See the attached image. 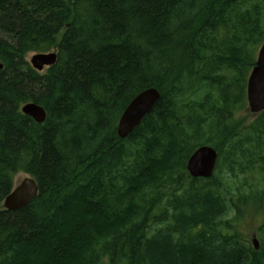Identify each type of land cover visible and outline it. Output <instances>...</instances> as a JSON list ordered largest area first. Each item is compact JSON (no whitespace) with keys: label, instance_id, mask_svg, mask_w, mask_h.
Returning a JSON list of instances; mask_svg holds the SVG:
<instances>
[{"label":"trees","instance_id":"16d2710c","mask_svg":"<svg viewBox=\"0 0 264 264\" xmlns=\"http://www.w3.org/2000/svg\"><path fill=\"white\" fill-rule=\"evenodd\" d=\"M263 41L264 0H0V264H264V111L235 118ZM202 146L217 163L193 179ZM18 173L38 194L6 211Z\"/></svg>","mask_w":264,"mask_h":264},{"label":"water","instance_id":"95a60500","mask_svg":"<svg viewBox=\"0 0 264 264\" xmlns=\"http://www.w3.org/2000/svg\"><path fill=\"white\" fill-rule=\"evenodd\" d=\"M56 53L35 54L30 59L33 70L42 73L46 68L56 63ZM2 66L0 65V70ZM160 98L159 92L150 88L136 96L125 108L119 121L117 134L120 138L127 137L143 118L153 109ZM247 110L251 115L256 116L264 111V41L261 44L254 67L249 73L246 86ZM21 112L37 123L45 120L46 114L42 107L27 103L21 108ZM217 152L210 146L198 148L188 159L186 169L193 179H209L212 177L217 163ZM38 188L35 181L25 178L18 186L14 187L11 193L3 201V208L6 211H16L25 207L30 200L37 196ZM255 249L259 248L256 239H253Z\"/></svg>","mask_w":264,"mask_h":264},{"label":"rangeland","instance_id":"374dc122","mask_svg":"<svg viewBox=\"0 0 264 264\" xmlns=\"http://www.w3.org/2000/svg\"><path fill=\"white\" fill-rule=\"evenodd\" d=\"M257 53H258V51H257ZM257 53H256V57H257ZM32 55H33V53H29V54L26 55V61L28 63L30 62V59H31ZM256 57H255V60H256ZM29 66L31 67L30 64H29ZM45 71H46V69L42 73H44ZM245 103H246V100H245ZM235 118L238 119V120H244V122L247 123V122L252 121L255 117L253 115H251V113L248 112L247 103H246L245 108H243L242 110L238 111V113L236 114ZM29 177L30 176L25 174V173L16 174L14 176V179H13V188L18 186L25 178H29ZM245 220L246 221L242 225L245 226V227L248 225L247 228H249V231H251V232L254 231V229L256 228L257 222L255 221L253 216L252 217L248 216L247 219H245Z\"/></svg>","mask_w":264,"mask_h":264},{"label":"bare ground","instance_id":"6f19581e","mask_svg":"<svg viewBox=\"0 0 264 264\" xmlns=\"http://www.w3.org/2000/svg\"><path fill=\"white\" fill-rule=\"evenodd\" d=\"M52 52H55V51H52ZM49 53H50V52H49ZM55 53H56V52H55ZM38 54H41V53H38ZM33 55H35V54H33ZM33 55H32V56H33ZM29 64H30V62H29ZM0 65H1V64H0ZM54 65H55V64H54ZM1 66H2V65H1ZM31 68H32V67H31ZM45 69H46V68H45ZM45 69H44V70H45ZM44 70H43V71H44ZM251 70H252V69H251ZM248 76H249V75H248ZM247 79H248V78H247ZM246 86H247V81H246ZM149 89H150V88H149ZM154 89H155V88H154ZM146 90H147V89H146ZM144 91H145V90H144ZM142 92H143V91H142ZM142 92H140V93H142ZM140 93H139V94H140ZM245 93H246V87H245ZM139 94H137L136 96H138ZM136 96H135V97H136ZM135 97H134V98H135ZM134 98H133V99H134ZM133 99H132V100H133ZM132 100H131V101H132ZM30 103H33V102H30ZM26 104H27V103H26ZM34 104H35V103H34ZM36 105H37V104H36ZM128 105H129V104H128ZM128 105H127V106H128ZM23 106H24V105H23ZM23 106H22V107H23ZM38 106H39V105H38ZM127 106H126V107H127ZM22 107H21V108H22ZM40 107H41V106H40ZM124 110H125V109H124ZM123 112H124V111H123ZM123 112H122V113H123ZM21 113H22V112H21ZM22 114H23V113H22ZM45 114H46V113H45ZM23 115H24V114H23ZM121 115H122V114H121ZM27 117H28V116H27ZM120 117H121V116H120ZM29 118H30V117H29ZM45 118H46V117H45ZM31 119H32V118H31ZM119 119H120V118H119ZM32 120H33V119H32ZM33 121H34V120H33ZM44 121H45V120H44ZM118 121H119V120H118ZM34 122H35V121H34ZM35 123H37V122H35ZM42 123H43V122H42ZM42 123H37V124H42ZM117 128H118V123H117V127H116V133H117ZM136 128H137V127H136ZM130 134H131V133H130ZM117 136H118V134H117ZM127 137H128V136H127ZM118 138H120V137L118 136ZM125 138H126V137H125ZM125 138H120V139H125ZM202 147H203V146H202ZM186 164H187V163H186ZM186 171H187V169H186ZM187 173H188V172H187ZM212 176H213V175H212ZM29 178H31V177H29ZM31 179H32V178H31ZM33 180H34V179H33ZM34 181H35V180H34ZM35 183H36V182H35ZM37 194H38V193H37ZM35 198H36V197H35ZM4 200H5V199H4ZM30 201H31V200H30ZM30 201H29V202H30ZM2 207H3V203H2ZM23 208H24V207H23ZM3 209H4V208H3ZM21 209H22V208H21ZM4 210H5V209H4ZM254 238L256 239V241H257L258 244H259V241H258V239L256 238V236H253L252 241H251V242H252V245H253V239H254ZM254 248H255V247H254ZM258 249H259V248H258ZM258 249H255V250H258Z\"/></svg>","mask_w":264,"mask_h":264}]
</instances>
